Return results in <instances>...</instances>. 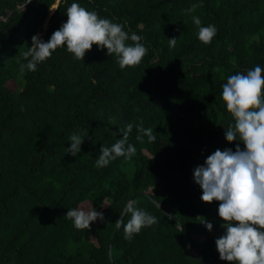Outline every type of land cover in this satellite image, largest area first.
<instances>
[{"label":"trees","instance_id":"16d2710c","mask_svg":"<svg viewBox=\"0 0 264 264\" xmlns=\"http://www.w3.org/2000/svg\"><path fill=\"white\" fill-rule=\"evenodd\" d=\"M23 2L0 0V15L11 11L0 20V264H111L115 222L135 194V206L158 223L130 241L119 228L113 264H230L215 244L226 231L219 202L201 200L193 173L217 149L244 150L225 139L235 121L222 85L230 75L264 69V0H35L18 11ZM72 3L140 35L148 48L143 61L121 69L106 48L93 45L82 61L65 45L36 71L21 72L31 38L47 42ZM193 4L201 6L187 13ZM193 16L218 29L210 44L198 39ZM128 123L136 154L97 167L100 148L122 138ZM141 126L152 128L154 142L136 139ZM85 130L91 139L77 156L68 154L70 136ZM87 204L103 220L78 230L65 216Z\"/></svg>","mask_w":264,"mask_h":264},{"label":"clouds","instance_id":"9594fccd","mask_svg":"<svg viewBox=\"0 0 264 264\" xmlns=\"http://www.w3.org/2000/svg\"><path fill=\"white\" fill-rule=\"evenodd\" d=\"M200 6L193 4L185 11L192 13ZM66 15L67 21L47 42L38 34L31 38V47L23 53V58L28 62L20 63L21 72L25 69L36 71L39 63L49 59L57 48L65 45L75 59L82 61L93 45L106 48L108 56L117 55L121 69L138 66L148 53L140 35L132 33L129 36L123 30L124 25L101 18L96 11L72 3ZM192 20L198 28V39L205 45L210 44L217 35L216 26H201L198 16H193ZM129 39L132 44L126 43ZM168 43L169 47L174 48L177 38H168ZM222 99L235 121L225 131V139L229 143L239 140L244 144V150L239 144L235 151L217 149L207 157L204 165L194 169L193 179L202 189L203 202H219L218 215L226 230L215 240L219 258L230 264H264V69L257 65L246 74L230 75L222 85ZM132 129L133 125L128 123L126 128L119 129L122 138L111 147L100 148L97 167H106L118 157L131 159L136 154V147L128 143ZM138 132L140 134L136 139L141 143L144 136L149 142L156 139L152 128L141 126ZM85 137H88L86 130L73 133L67 153L77 156ZM135 205L134 200L129 201L124 209L125 215L131 214L126 224L123 218L115 222L117 229L123 226L124 238L129 241L142 229L158 223L157 217ZM65 217L73 221L76 229L83 230L89 229L91 222L103 220V213L95 208L90 211L71 209ZM204 224L209 231L213 229L212 223L204 220Z\"/></svg>","mask_w":264,"mask_h":264},{"label":"water","instance_id":"95a60500","mask_svg":"<svg viewBox=\"0 0 264 264\" xmlns=\"http://www.w3.org/2000/svg\"><path fill=\"white\" fill-rule=\"evenodd\" d=\"M135 196H136V194L133 195V196L131 197L130 201H133L134 198H135ZM154 203H155V205H156L159 209H161V210H163V211L165 212L164 208H163L161 205H159L157 202H154ZM124 209H125V208H124ZM124 216H125V213H124V210H123V212H122L120 218H124ZM117 231H118V229H117V227L115 226V229H114V232H113V235H112V238H111L110 244H109L108 254H109V259H110V263H111V264H113V260H112V247H113L114 238H115V235H116V232H117ZM181 232H182V234H183V236H184V238H185V250H186V253H187L191 258L196 259L195 257H193V256L189 253L190 242H189L188 237L186 236V234L184 233V231H183L182 229H181Z\"/></svg>","mask_w":264,"mask_h":264},{"label":"built area","instance_id":"2783aa9c","mask_svg":"<svg viewBox=\"0 0 264 264\" xmlns=\"http://www.w3.org/2000/svg\"><path fill=\"white\" fill-rule=\"evenodd\" d=\"M35 0H24V2L16 7L18 11H25L26 7L30 5ZM11 14V11L6 12L5 15H0L1 21H6L7 16Z\"/></svg>","mask_w":264,"mask_h":264},{"label":"rangeland","instance_id":"374dc122","mask_svg":"<svg viewBox=\"0 0 264 264\" xmlns=\"http://www.w3.org/2000/svg\"><path fill=\"white\" fill-rule=\"evenodd\" d=\"M56 8V4L55 5H53L50 9H49V12H48V17L53 13V11H54V9ZM46 22H47V20H46ZM45 22V23H46ZM80 209H82V210H84V211H90V206L87 204V205H82L81 207H80Z\"/></svg>","mask_w":264,"mask_h":264}]
</instances>
